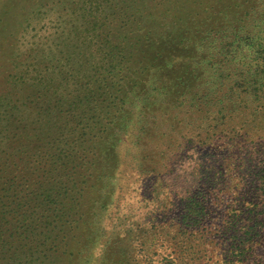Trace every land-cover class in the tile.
Masks as SVG:
<instances>
[{
	"label": "rangeland",
	"instance_id": "374dc122",
	"mask_svg": "<svg viewBox=\"0 0 264 264\" xmlns=\"http://www.w3.org/2000/svg\"><path fill=\"white\" fill-rule=\"evenodd\" d=\"M185 1L0 0V264H264V0Z\"/></svg>",
	"mask_w": 264,
	"mask_h": 264
},
{
	"label": "trees",
	"instance_id": "16d2710c",
	"mask_svg": "<svg viewBox=\"0 0 264 264\" xmlns=\"http://www.w3.org/2000/svg\"><path fill=\"white\" fill-rule=\"evenodd\" d=\"M190 0H186L185 1V7H184V11L180 12V16L179 14L176 15H172V19H171V26L173 24L176 23V28L177 30H181L183 31L184 34H179L182 36H185L186 40L189 41L188 44H184V47L186 48V57L185 59V63H188V61L192 58L191 57V36H192V26H193V22L191 19V12L189 14V8L191 7V3L189 2ZM192 22V24H191ZM172 32H174L173 30H171ZM171 37V35H170ZM170 42L173 45L177 46V43L179 42V38L172 36V38H170ZM184 41H180V43H183ZM182 45V44H181ZM254 66L255 69L252 70V73L250 72V78L249 76V70L246 72V76L239 81L236 80L235 83L229 87V98L233 99L235 96H240L242 95V93H252L255 102L257 101L258 104L252 106V108H250V110L254 111H258L260 112V114L264 113V42H262L261 40H259V42H257V49L254 50ZM252 67V66H251ZM250 67V69H251ZM109 69V68H108ZM240 77L242 78L244 76V71H242L241 73L239 72ZM189 79L184 80V82H182V86L184 85L185 88H187ZM238 104L234 110L236 109H247L248 106L246 104Z\"/></svg>",
	"mask_w": 264,
	"mask_h": 264
}]
</instances>
